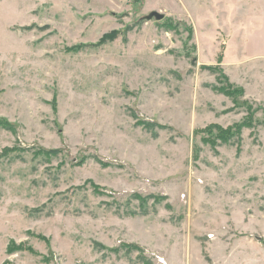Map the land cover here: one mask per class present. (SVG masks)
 <instances>
[{
    "label": "rangeland",
    "instance_id": "374dc122",
    "mask_svg": "<svg viewBox=\"0 0 264 264\" xmlns=\"http://www.w3.org/2000/svg\"><path fill=\"white\" fill-rule=\"evenodd\" d=\"M0 264H264V0H0Z\"/></svg>",
    "mask_w": 264,
    "mask_h": 264
},
{
    "label": "water",
    "instance_id": "95a60500",
    "mask_svg": "<svg viewBox=\"0 0 264 264\" xmlns=\"http://www.w3.org/2000/svg\"><path fill=\"white\" fill-rule=\"evenodd\" d=\"M122 1H126V0H122ZM152 18H154V19L157 20V21H160V20L163 19V15H161V14H159V13H157V12H151V13L146 17L147 20H150V19H152Z\"/></svg>",
    "mask_w": 264,
    "mask_h": 264
},
{
    "label": "trees",
    "instance_id": "16d2710c",
    "mask_svg": "<svg viewBox=\"0 0 264 264\" xmlns=\"http://www.w3.org/2000/svg\"><path fill=\"white\" fill-rule=\"evenodd\" d=\"M107 38H109V36L107 37ZM104 40L106 39V37L105 38H103ZM212 69V68H211ZM228 86H229V84H227ZM230 87V86H229ZM239 127H241V125H238Z\"/></svg>",
    "mask_w": 264,
    "mask_h": 264
}]
</instances>
